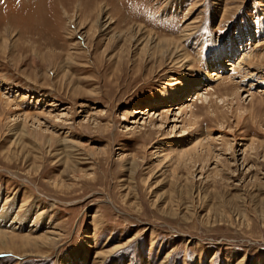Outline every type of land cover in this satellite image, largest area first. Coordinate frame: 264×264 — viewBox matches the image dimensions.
<instances>
[{"label":"rangeland","instance_id":"374dc122","mask_svg":"<svg viewBox=\"0 0 264 264\" xmlns=\"http://www.w3.org/2000/svg\"><path fill=\"white\" fill-rule=\"evenodd\" d=\"M0 232L32 242L0 264H264V0H0Z\"/></svg>","mask_w":264,"mask_h":264},{"label":"bare ground","instance_id":"6f19581e","mask_svg":"<svg viewBox=\"0 0 264 264\" xmlns=\"http://www.w3.org/2000/svg\"><path fill=\"white\" fill-rule=\"evenodd\" d=\"M97 8L100 10V16H104L105 15V9L103 8V5L101 4V3H99L98 4V6H97ZM140 31V30H139ZM146 33V32H145ZM140 33L139 32H136V33H131V38H132V42H135L136 43V47H138V46H140V44H141V41H144L143 40V37H140V35H139ZM133 36V37H132ZM153 39V38H152ZM155 39V38H154ZM162 40V39H161ZM157 42H159L158 44H157V46H156V49H157V52L155 53V54H160V55H171L172 57L174 56V55H176V51L175 52H171L172 50H171V47H172V45L174 44L173 43V41L172 40H164V41H158L157 40ZM175 46V45H174ZM179 48V47H178ZM180 49V48H179ZM171 50V51H170ZM180 53V52H179ZM187 56H181L180 58L184 61V62H186V63H188V61H187V58H186ZM189 64V63H188ZM185 66V65H184ZM188 67V66H187ZM186 67V68H187ZM176 94V93H175ZM177 96H174L175 97V100H177V99H179V96H178V94H176ZM176 103V102H175ZM186 103H188V102H183L182 104H179L178 106L180 107L179 109H181V113H184V114H186L187 113V108L185 109L184 107H186ZM184 104V105H183ZM186 104V105H185ZM190 106V105H189ZM16 110V109H15ZM190 112V111H189ZM192 117V116H191ZM189 123V122H188ZM200 146V145H199ZM201 147H202V145H201ZM9 235H8V233L7 232H0V251L1 252H4V253H6V252H8V253H10V251L12 252V253H19L20 252V250L22 249V248H17L14 244H12L13 242H14V240H19V241H21L22 242V245H25V244H28L25 248H28V247H30L31 246V243L32 242H30L28 239H19V238H16V237H8ZM10 241H12V243L10 242ZM24 247V246H23Z\"/></svg>","mask_w":264,"mask_h":264}]
</instances>
